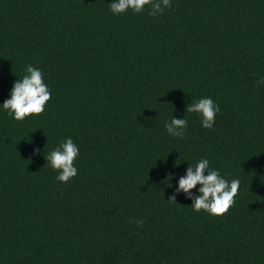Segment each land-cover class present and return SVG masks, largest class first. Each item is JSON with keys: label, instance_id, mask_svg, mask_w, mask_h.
Listing matches in <instances>:
<instances>
[{"label": "trees", "instance_id": "trees-1", "mask_svg": "<svg viewBox=\"0 0 264 264\" xmlns=\"http://www.w3.org/2000/svg\"><path fill=\"white\" fill-rule=\"evenodd\" d=\"M112 2L0 0V264H264V0ZM28 64L52 95L18 121L2 103ZM204 97L212 129L186 113ZM69 137L62 183L45 156ZM202 158L240 181L224 215L176 192Z\"/></svg>", "mask_w": 264, "mask_h": 264}, {"label": "clouds", "instance_id": "clouds-1", "mask_svg": "<svg viewBox=\"0 0 264 264\" xmlns=\"http://www.w3.org/2000/svg\"><path fill=\"white\" fill-rule=\"evenodd\" d=\"M146 6H150L149 15L156 17L162 15L165 8L172 7V0H113L110 10L113 14L119 15L129 9L135 13H142ZM26 74L15 81L11 89L10 98L2 105L9 116H13L18 121L24 120L30 115H40L44 112L47 102L51 99V91L44 82L43 72L28 64L25 69ZM257 86L264 84V77L256 81ZM220 111V107L211 97H204L192 101L187 105L186 113H198L201 117L202 127L212 129L215 118ZM168 133L174 137L184 138L185 130L188 127L186 117H172L165 123ZM37 151H39L37 149ZM79 155V147L69 137L61 142L54 150L45 157L47 163L58 172L56 179L62 183H67L78 174L74 161ZM177 163V161H176ZM179 163H177L178 165ZM205 172L207 174L205 175ZM171 175V174H170ZM199 187V195H193L192 190ZM240 186L239 179L231 181L221 176L219 170L210 169L209 161L206 158L200 159L195 166L190 164L186 170V175L179 178V186L176 192H184L188 198L192 199V207L196 212L201 210L211 215H224L235 204V197ZM177 202L176 195L169 199ZM129 223H137L143 226L144 220H129Z\"/></svg>", "mask_w": 264, "mask_h": 264}]
</instances>
